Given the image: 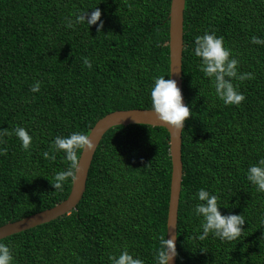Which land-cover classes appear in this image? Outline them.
<instances>
[{
	"label": "trees",
	"instance_id": "16d2710c",
	"mask_svg": "<svg viewBox=\"0 0 264 264\" xmlns=\"http://www.w3.org/2000/svg\"><path fill=\"white\" fill-rule=\"evenodd\" d=\"M171 0H0V226L64 201L51 183L69 162L55 150L56 136L88 135L115 111L151 109L153 79L170 78ZM98 8L103 27H65L67 18ZM99 22V21H98ZM222 37L237 73L239 105L225 106L198 70L194 39ZM264 0H186L183 94L190 116L182 132L183 181L177 225V264H264V193L245 178L264 157ZM90 60L92 67L83 65ZM40 82V91L30 86ZM20 126L32 137L22 150ZM169 134L163 127L128 125L103 137L76 210L0 240L13 264H110L126 249L154 264L166 238L171 185ZM82 150H77V160ZM48 155L45 156L44 153ZM75 173V170H74ZM217 196L222 215L245 219L238 240H199L195 194ZM203 251V252H201Z\"/></svg>",
	"mask_w": 264,
	"mask_h": 264
},
{
	"label": "clouds",
	"instance_id": "9594fccd",
	"mask_svg": "<svg viewBox=\"0 0 264 264\" xmlns=\"http://www.w3.org/2000/svg\"><path fill=\"white\" fill-rule=\"evenodd\" d=\"M100 10L92 9L91 13L87 11L78 13L75 18H67L65 27L71 28L74 24H86L88 28L96 25L97 32L103 27V21L100 20ZM99 21V22H98ZM251 43L256 45L264 44V40L255 36L251 37ZM193 54L199 58L198 70L203 76L208 78L216 97L222 101L225 106L239 105L244 96L237 90L233 84V79L243 81L252 79L250 73H237V63L235 58H229V49L224 47L223 38L216 36L215 33L205 32L202 36H196L194 39ZM84 67L91 69L92 64L89 59H83ZM40 91V82L36 81L30 86V92ZM151 112L157 120L168 126L172 130H182L185 120L190 116L188 106L182 103V97L176 81L165 79V76H158L153 79L149 91ZM3 135H15L20 142L22 150L29 149L32 137L23 127L16 126L10 132L5 130ZM2 143V141H0ZM55 150L62 151L64 159L69 162V166L55 173L51 186L55 190H62V185L68 178H75L74 170L78 167L77 150L92 152L94 144L90 135L80 132H72L66 137L56 136L52 141ZM5 149L0 148V153ZM48 155L47 152L44 153ZM246 180L255 187L259 193H264V157H261L255 164H250L246 171ZM196 203L193 212L201 218L199 240H204L209 235L218 238L221 241L238 240L242 234L245 219L239 214L222 215L218 210L221 206L217 203V196L210 194L209 191L201 188L195 194ZM259 223L264 226V213L261 214ZM264 235V233H262ZM203 252V251H201ZM176 249L173 239L161 238L159 247L153 256L154 264H169L176 257ZM110 264H144L137 256L129 253L126 249L121 250L118 256L109 255ZM0 264H13V256L6 244L0 243Z\"/></svg>",
	"mask_w": 264,
	"mask_h": 264
},
{
	"label": "water",
	"instance_id": "95a60500",
	"mask_svg": "<svg viewBox=\"0 0 264 264\" xmlns=\"http://www.w3.org/2000/svg\"><path fill=\"white\" fill-rule=\"evenodd\" d=\"M186 0H171L169 13V71L170 78L176 81L180 90L182 103L186 105L183 94V51H184V11ZM128 125H148L163 127L169 134V153L171 158V185L167 217L166 239H173L177 253V225L178 213L184 176L182 162V132L183 129L172 130L157 120L151 109L120 110L107 114L101 118L90 130V139L94 150L81 151L78 167L75 169V178L72 181L69 196L56 206L30 215L23 219L9 222L0 226V240L20 232L49 223L76 210L86 191V183L94 155L103 140L104 135L113 127ZM184 128V126H183ZM169 264H177V255Z\"/></svg>",
	"mask_w": 264,
	"mask_h": 264
}]
</instances>
